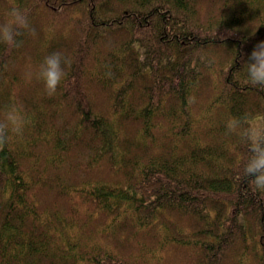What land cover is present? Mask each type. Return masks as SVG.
<instances>
[{"label":"trees","instance_id":"16d2710c","mask_svg":"<svg viewBox=\"0 0 264 264\" xmlns=\"http://www.w3.org/2000/svg\"><path fill=\"white\" fill-rule=\"evenodd\" d=\"M13 3L34 34L0 43V118L29 121L0 150V264H264V193L226 134L264 117L244 66L264 0H0V23Z\"/></svg>","mask_w":264,"mask_h":264},{"label":"clouds","instance_id":"9594fccd","mask_svg":"<svg viewBox=\"0 0 264 264\" xmlns=\"http://www.w3.org/2000/svg\"><path fill=\"white\" fill-rule=\"evenodd\" d=\"M5 20L0 23V43L9 48L18 47L17 37L24 32L34 34L29 24L28 13L14 3L5 14ZM201 63L212 64L213 60L197 53ZM63 60L59 53H53L44 59L38 71V78L43 81L48 96H54L64 78ZM247 80L252 86L264 89V41L258 42L244 63ZM32 73H28L30 80ZM190 103L195 97L189 98ZM28 120L23 110L12 105L6 108L0 118V150L8 143L11 137H22ZM226 134H234L239 142L246 147L248 156L243 164L242 171L235 177L236 180L247 179L253 191L264 193V117H231L226 123Z\"/></svg>","mask_w":264,"mask_h":264}]
</instances>
